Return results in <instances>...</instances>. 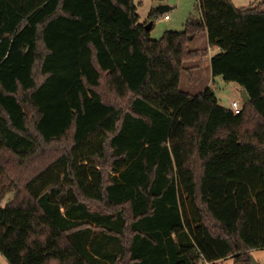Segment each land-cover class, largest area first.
I'll list each match as a JSON object with an SVG mask.
<instances>
[{"label": "trees", "instance_id": "1", "mask_svg": "<svg viewBox=\"0 0 264 264\" xmlns=\"http://www.w3.org/2000/svg\"><path fill=\"white\" fill-rule=\"evenodd\" d=\"M199 7L153 39L135 0H0L10 264H252L264 248V1ZM211 48L213 76L250 97L238 114L181 89Z\"/></svg>", "mask_w": 264, "mask_h": 264}, {"label": "rangeland", "instance_id": "2", "mask_svg": "<svg viewBox=\"0 0 264 264\" xmlns=\"http://www.w3.org/2000/svg\"><path fill=\"white\" fill-rule=\"evenodd\" d=\"M237 7H245L251 4H259L264 0H232ZM138 6V14L142 18V22L145 25H150L152 23V28L150 29L151 37L153 39H160L165 31H183L185 28V23L188 21L191 15L200 16L201 10L199 7V0H135ZM160 5H168L169 8L164 12H161ZM157 11L156 15L152 17L150 13L152 11ZM168 15L169 19L165 18ZM154 22V25H153ZM202 34V33H201ZM201 37H196L190 43L191 49L199 46H203ZM198 60V59H197ZM192 64L191 61L186 62L185 66ZM186 69V68H185ZM184 70L181 75V89L187 92L199 93L206 89V87L214 88L216 95L219 100V104L228 108H232V102L234 100L238 101L243 105V97L241 93V87L235 82H227L222 77H216L215 81H212L210 77H199L196 74L194 77V71ZM194 77L193 81L190 80ZM200 81H196L197 79ZM14 194L10 193L3 202L5 206L10 200H12ZM64 211V208H61ZM251 256L258 261L259 264H264V248L254 249L251 251ZM0 264H10L7 258L0 252ZM213 264H235V259L228 257L214 262Z\"/></svg>", "mask_w": 264, "mask_h": 264}, {"label": "crops", "instance_id": "3", "mask_svg": "<svg viewBox=\"0 0 264 264\" xmlns=\"http://www.w3.org/2000/svg\"><path fill=\"white\" fill-rule=\"evenodd\" d=\"M162 6H167V8H169L168 5H160V7H162ZM165 10H167V9H165ZM167 19H169V18H167ZM140 21L142 22L141 16H140ZM201 35L203 37L201 39V41L203 42V46H199V47H196L194 49L208 47V35H207V33L204 32ZM199 37H201V36H199ZM189 47H190V43H189ZM190 49H191V47H190ZM219 51H220L219 48H211L209 50V53L206 56H204L198 60L191 61L192 64H190L188 66V68H190L189 70L195 72L194 77H196V74H198L199 77H203V76L210 77V75H211L212 81H215L216 77L213 76L212 69H211V58L214 54L218 53ZM185 68L188 70V68L186 66H185ZM194 77H192L190 80L193 81ZM201 79L199 78L196 81H200ZM190 93H192V92H190ZM241 93L243 94L242 88H241ZM192 94H196V93H192Z\"/></svg>", "mask_w": 264, "mask_h": 264}, {"label": "built area", "instance_id": "4", "mask_svg": "<svg viewBox=\"0 0 264 264\" xmlns=\"http://www.w3.org/2000/svg\"><path fill=\"white\" fill-rule=\"evenodd\" d=\"M165 18H168V15H165ZM243 105H241L238 101L234 100L232 102V110L234 111V113L238 114L241 112ZM214 262L209 261L207 259H203L199 264H213Z\"/></svg>", "mask_w": 264, "mask_h": 264}, {"label": "water", "instance_id": "5", "mask_svg": "<svg viewBox=\"0 0 264 264\" xmlns=\"http://www.w3.org/2000/svg\"><path fill=\"white\" fill-rule=\"evenodd\" d=\"M160 11L161 12H164L165 9H168L167 6H162V7H159ZM146 29L150 30L151 29V24L150 25H146L145 26ZM193 37L190 36V39H192ZM242 97H243V100L245 102L249 101L250 97L249 95L247 94V91L246 90H243V94H242ZM251 260H252V264H259L257 260H255L252 256H251Z\"/></svg>", "mask_w": 264, "mask_h": 264}]
</instances>
